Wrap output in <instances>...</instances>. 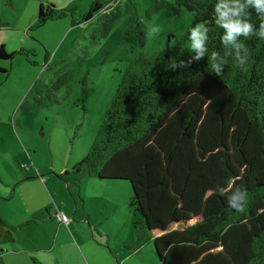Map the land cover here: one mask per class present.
I'll return each instance as SVG.
<instances>
[{
    "label": "trees",
    "instance_id": "1",
    "mask_svg": "<svg viewBox=\"0 0 264 264\" xmlns=\"http://www.w3.org/2000/svg\"><path fill=\"white\" fill-rule=\"evenodd\" d=\"M172 1L173 15L186 9L194 25L207 28L204 55L161 50L129 64L95 142L73 171L129 182L134 233L152 245L158 264H264V16L245 7L237 18L253 24L254 34L224 44L218 0ZM110 6L96 1L85 22ZM118 9L109 11L105 35ZM65 15L42 4L38 24ZM131 22L126 42L144 47L145 27L136 15ZM13 56L0 46V59ZM237 187L249 197L242 213L227 203Z\"/></svg>",
    "mask_w": 264,
    "mask_h": 264
},
{
    "label": "rangeland",
    "instance_id": "2",
    "mask_svg": "<svg viewBox=\"0 0 264 264\" xmlns=\"http://www.w3.org/2000/svg\"><path fill=\"white\" fill-rule=\"evenodd\" d=\"M96 1L112 6L85 22ZM172 2L0 0V46L14 54L0 59V219L17 240H6L4 250L23 252L16 263L45 264L56 255L60 264H80L79 256L82 264H154L152 245L134 233L129 182L73 169L95 142L129 64L161 50L191 51L190 31L204 24L194 25L186 9L173 15ZM42 4L66 15L38 24ZM114 9L120 17L105 35ZM134 15L146 30L144 47L125 40Z\"/></svg>",
    "mask_w": 264,
    "mask_h": 264
},
{
    "label": "clouds",
    "instance_id": "3",
    "mask_svg": "<svg viewBox=\"0 0 264 264\" xmlns=\"http://www.w3.org/2000/svg\"><path fill=\"white\" fill-rule=\"evenodd\" d=\"M231 4V6H230ZM253 7L257 13L264 16V0H245L241 3L240 0H218L215 6L216 13V23L225 30V34L222 37V42L224 44H235L237 37L243 35L245 38L254 34L253 24L242 21L237 17L240 16L242 10L245 7ZM156 29H151L149 35L156 33ZM261 38H264V23L260 25ZM207 39V28L203 25L194 27L190 31V49L197 53L195 57L199 60L204 55V45ZM243 45H237V48H241ZM213 54V58H214ZM237 59L239 61V66H244L246 64L247 58L245 56H240L237 53ZM175 67V65H174ZM212 68L216 70L217 73L220 71V67L216 64L212 65ZM236 190L227 199L228 206L237 213H242L245 211L248 204V192L245 188H235Z\"/></svg>",
    "mask_w": 264,
    "mask_h": 264
},
{
    "label": "crops",
    "instance_id": "4",
    "mask_svg": "<svg viewBox=\"0 0 264 264\" xmlns=\"http://www.w3.org/2000/svg\"><path fill=\"white\" fill-rule=\"evenodd\" d=\"M102 186H104V185H102ZM120 187V185H117V184H109V186H104V187H108V188H110V189H117V187ZM76 189H77V187H76ZM117 190H119V189H117ZM77 191H78V197L84 202V203H86V200H85V194L82 192V189H80V187H78V189H77ZM6 197V201H9L10 200V198H8V196H5ZM79 208L80 207H78V208H76L77 209V211L79 210ZM76 211V212H77ZM31 214H33V213H31ZM35 220H36V218L34 217V216H32V217H30V219L27 221V223L28 222H32V223H34L35 222ZM133 224H134V221H133ZM6 240H8V241H10V242H15L16 243V239L10 234V228H9V225L5 222V221H3V220H1L0 219V259L3 261V263L4 264H20V262H18V263H16L14 260H17V259H19V258H16V259H14L13 257L14 256H18L20 253L21 254H23V252H21L20 251V248H17L15 245L13 246L14 248H12L10 251H8V250H4V244L6 243L5 241ZM144 242H145V245H146V240L144 239ZM146 246H150V245H146ZM33 251H34V249H32ZM152 250H154L153 249V247H152ZM46 251H47V253L48 254H51V253H49V251H48V249H46ZM35 253V256L36 257H40L39 255H38V253H39V250H37V251H34ZM153 252V251H152ZM153 258V257H152ZM36 260V259H35ZM34 260V263L36 264L38 261L36 260L35 261ZM46 260L47 261H49V264H60V261L62 262L63 261V259L61 260V257L60 256H52V258L51 257H49L48 258V256H47V258H43V263H45V264H47L46 263ZM81 260H83L80 256H79V263L80 264H82V262H81ZM41 261V262H42ZM23 263H27V262H23ZM153 263L155 264V261H154V259H153ZM62 264V263H61ZM66 264H70V262H67ZM83 264H84V262H83Z\"/></svg>",
    "mask_w": 264,
    "mask_h": 264
},
{
    "label": "built area",
    "instance_id": "5",
    "mask_svg": "<svg viewBox=\"0 0 264 264\" xmlns=\"http://www.w3.org/2000/svg\"><path fill=\"white\" fill-rule=\"evenodd\" d=\"M59 219L61 220L62 223H66L68 221V219L63 215H59Z\"/></svg>",
    "mask_w": 264,
    "mask_h": 264
}]
</instances>
